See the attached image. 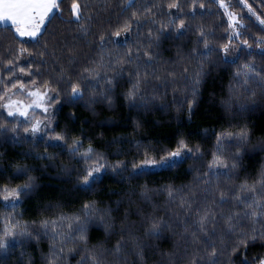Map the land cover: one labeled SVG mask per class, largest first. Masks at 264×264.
Returning a JSON list of instances; mask_svg holds the SVG:
<instances>
[{
    "label": "trees",
    "instance_id": "16d2710c",
    "mask_svg": "<svg viewBox=\"0 0 264 264\" xmlns=\"http://www.w3.org/2000/svg\"><path fill=\"white\" fill-rule=\"evenodd\" d=\"M22 85L52 95L39 129L2 106ZM65 260L263 263L264 0H57L35 38L0 23V264Z\"/></svg>",
    "mask_w": 264,
    "mask_h": 264
},
{
    "label": "rangeland",
    "instance_id": "374dc122",
    "mask_svg": "<svg viewBox=\"0 0 264 264\" xmlns=\"http://www.w3.org/2000/svg\"><path fill=\"white\" fill-rule=\"evenodd\" d=\"M21 3L23 0H19ZM57 0H55L56 2ZM1 5V11L6 13L5 15H9V12H7V7L2 5V0H0ZM19 2H16V22L15 23H8L13 24L15 27V30L17 34H19L21 37L24 38H35L44 28L46 21L48 20L49 16L52 14V9L50 15H45L44 18L40 17L39 14L34 15V20L30 22H26V20L20 21V17L22 16V4ZM31 4V3H29ZM48 4V3H47ZM225 5V4H224ZM48 7V6H47ZM53 8H55V3ZM228 14L230 15L231 19L233 21L236 20V14L232 9H227ZM46 16V17H45ZM12 18V17H11ZM18 19V20H17ZM0 23H4L0 20ZM226 58H232L233 56L227 52L225 53ZM51 93L49 91L40 90L33 86H20L19 88L13 87L9 90L8 94H6L5 98L3 99L2 106L3 108L9 113V114H15L23 117H27L30 119V124L33 129H39L44 124V121L48 119V116L50 114V95ZM39 113V114H38ZM36 114V117H33ZM186 147H182V145L179 147V149L172 151L169 159L165 160L163 163H169L170 160H173L175 157L182 158L185 153L187 152ZM16 190H12L11 196L14 195V192ZM10 196V197H11ZM9 197V198H10ZM14 202V201H11ZM77 222V221H73ZM55 251V250H53ZM62 264H68L65 260ZM264 264V261L263 263Z\"/></svg>",
    "mask_w": 264,
    "mask_h": 264
},
{
    "label": "crops",
    "instance_id": "0c3cea01",
    "mask_svg": "<svg viewBox=\"0 0 264 264\" xmlns=\"http://www.w3.org/2000/svg\"><path fill=\"white\" fill-rule=\"evenodd\" d=\"M16 2L21 3L19 0H2V5L7 7V12H9V15L7 17V15H5L6 13L1 11L2 9L0 5L1 21H3L4 23L16 22ZM54 3H56L55 0H23L21 3L23 6L21 10L22 16L19 19L20 21L26 20V22H30L34 20V15L37 13L40 17L44 18V14L46 16L50 15V13L52 12L51 10L54 9Z\"/></svg>",
    "mask_w": 264,
    "mask_h": 264
}]
</instances>
